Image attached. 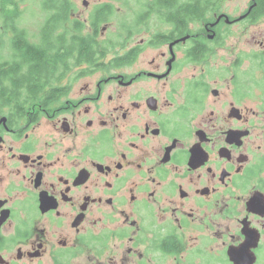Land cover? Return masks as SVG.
<instances>
[{"label": "flooded vegetation", "instance_id": "af4514ba", "mask_svg": "<svg viewBox=\"0 0 264 264\" xmlns=\"http://www.w3.org/2000/svg\"><path fill=\"white\" fill-rule=\"evenodd\" d=\"M44 1L0 0V264H264V0Z\"/></svg>", "mask_w": 264, "mask_h": 264}, {"label": "rangeland", "instance_id": "374dc122", "mask_svg": "<svg viewBox=\"0 0 264 264\" xmlns=\"http://www.w3.org/2000/svg\"><path fill=\"white\" fill-rule=\"evenodd\" d=\"M5 3H8L7 6L10 7V9L14 6L12 2L5 1ZM15 8L18 10L20 23L23 27L28 26H34V28H39L42 24L43 20V11L42 9L45 6L44 0H15ZM242 3H244V0H242ZM2 31V23L0 20V35ZM5 34V33H3ZM1 38V36H0ZM49 43H53V38L49 40ZM8 50L2 46L0 43V56H8Z\"/></svg>", "mask_w": 264, "mask_h": 264}, {"label": "trees", "instance_id": "16d2710c", "mask_svg": "<svg viewBox=\"0 0 264 264\" xmlns=\"http://www.w3.org/2000/svg\"><path fill=\"white\" fill-rule=\"evenodd\" d=\"M49 28H52V26H50Z\"/></svg>", "mask_w": 264, "mask_h": 264}]
</instances>
